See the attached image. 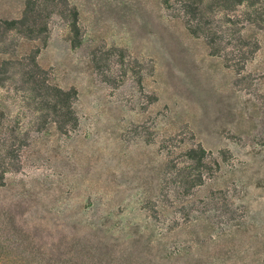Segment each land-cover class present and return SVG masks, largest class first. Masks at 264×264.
<instances>
[{
  "label": "rangeland",
  "instance_id": "obj_1",
  "mask_svg": "<svg viewBox=\"0 0 264 264\" xmlns=\"http://www.w3.org/2000/svg\"><path fill=\"white\" fill-rule=\"evenodd\" d=\"M26 1L0 0V19ZM34 1L26 26L0 30V264H264L254 8L207 14L215 55L176 0ZM44 84L77 92L65 131L31 93Z\"/></svg>",
  "mask_w": 264,
  "mask_h": 264
},
{
  "label": "trees",
  "instance_id": "obj_2",
  "mask_svg": "<svg viewBox=\"0 0 264 264\" xmlns=\"http://www.w3.org/2000/svg\"><path fill=\"white\" fill-rule=\"evenodd\" d=\"M258 1L259 0H217L216 5H214L206 4V0H176V2L180 3L181 7L183 8L184 15L186 17H189V21L187 22L189 31L195 36H198V33H203V35H205V37L207 38L209 46L211 47V49H213V54L215 55L219 53V49L214 47V45L216 44L217 39H221V37H217L216 34L210 32V30L207 28L212 23V21L207 18V14H209L211 17L212 14L215 13L214 7L217 6V4L220 9H223L225 11L245 5L254 8V10L252 11L253 19H251V21L258 23V25L261 26L262 24H264V10L255 8ZM47 2L51 1H45V3ZM164 3L169 6L171 0H164ZM39 8H41V6L38 5V1L27 0L23 18L19 20L0 19V30L20 31V28L27 25V23L31 18L34 17V14ZM192 21H195V26L191 25L190 22ZM36 25L37 23L34 21L31 29H33V27ZM42 30L47 31V24H44ZM38 33H41V29L38 31ZM32 35L34 34H31V37H33ZM8 64V62H4L2 67H0V75H2V77L0 76V82L6 80L5 74L7 72L6 67L8 66ZM33 92L35 93L36 98L40 100V111L52 112L54 115L53 121L57 124L61 131H65L67 127H69V125H71L72 123L73 125L75 124L76 117L74 114L73 103L77 97L76 90H63L58 87L45 86L44 84L42 89L37 90V92H35V90L31 91V93ZM4 120L5 114L0 111V126L2 125ZM14 135L15 133L14 131H12V137H14ZM4 142H7V140H4L3 143ZM1 143L2 142L0 141V186H3L5 176L10 171V168L6 162L5 156L2 154ZM187 157L189 158V162H198L200 165H203V161L205 160V151L201 148L198 150L193 148L187 151ZM190 168V166L187 167V170ZM185 179L192 186H199L203 183L201 173L191 176L190 172H188Z\"/></svg>",
  "mask_w": 264,
  "mask_h": 264
}]
</instances>
